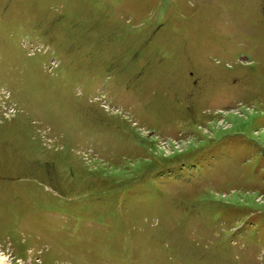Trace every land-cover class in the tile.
Masks as SVG:
<instances>
[{"label": "rangeland", "instance_id": "1", "mask_svg": "<svg viewBox=\"0 0 264 264\" xmlns=\"http://www.w3.org/2000/svg\"><path fill=\"white\" fill-rule=\"evenodd\" d=\"M0 263L264 264V0H0Z\"/></svg>", "mask_w": 264, "mask_h": 264}, {"label": "bare ground", "instance_id": "2", "mask_svg": "<svg viewBox=\"0 0 264 264\" xmlns=\"http://www.w3.org/2000/svg\"><path fill=\"white\" fill-rule=\"evenodd\" d=\"M0 264H2V263H0Z\"/></svg>", "mask_w": 264, "mask_h": 264}]
</instances>
